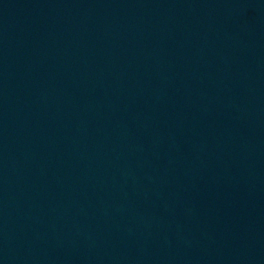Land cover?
Returning a JSON list of instances; mask_svg holds the SVG:
<instances>
[{"label": "water", "instance_id": "1", "mask_svg": "<svg viewBox=\"0 0 264 264\" xmlns=\"http://www.w3.org/2000/svg\"><path fill=\"white\" fill-rule=\"evenodd\" d=\"M0 264H264V0H0Z\"/></svg>", "mask_w": 264, "mask_h": 264}]
</instances>
